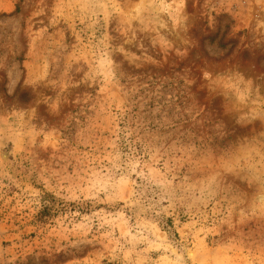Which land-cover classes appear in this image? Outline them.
<instances>
[{
    "label": "rangeland",
    "instance_id": "obj_1",
    "mask_svg": "<svg viewBox=\"0 0 264 264\" xmlns=\"http://www.w3.org/2000/svg\"><path fill=\"white\" fill-rule=\"evenodd\" d=\"M264 0H0V264H264Z\"/></svg>",
    "mask_w": 264,
    "mask_h": 264
},
{
    "label": "clouds",
    "instance_id": "obj_2",
    "mask_svg": "<svg viewBox=\"0 0 264 264\" xmlns=\"http://www.w3.org/2000/svg\"><path fill=\"white\" fill-rule=\"evenodd\" d=\"M258 203L261 206H264V195H260L257 197Z\"/></svg>",
    "mask_w": 264,
    "mask_h": 264
}]
</instances>
